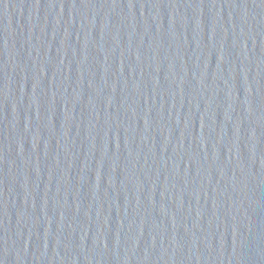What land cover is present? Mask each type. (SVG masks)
<instances>
[{
  "label": "water",
  "instance_id": "1",
  "mask_svg": "<svg viewBox=\"0 0 264 264\" xmlns=\"http://www.w3.org/2000/svg\"><path fill=\"white\" fill-rule=\"evenodd\" d=\"M0 264H264V0H0Z\"/></svg>",
  "mask_w": 264,
  "mask_h": 264
}]
</instances>
